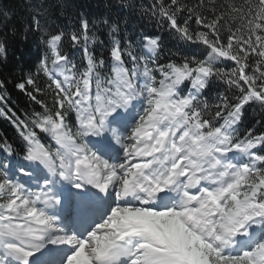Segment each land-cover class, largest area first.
I'll return each instance as SVG.
<instances>
[{"label": "snow or ice", "instance_id": "1", "mask_svg": "<svg viewBox=\"0 0 264 264\" xmlns=\"http://www.w3.org/2000/svg\"><path fill=\"white\" fill-rule=\"evenodd\" d=\"M72 7L0 27V264H264V0Z\"/></svg>", "mask_w": 264, "mask_h": 264}, {"label": "trees", "instance_id": "2", "mask_svg": "<svg viewBox=\"0 0 264 264\" xmlns=\"http://www.w3.org/2000/svg\"><path fill=\"white\" fill-rule=\"evenodd\" d=\"M28 0H0V13L4 10H11V15L7 21L3 15H0V27L3 26L5 22L10 25H15L17 29L16 35L12 38L13 47L12 52L15 53V56L12 57L13 62H15V58H21L25 63L21 65V67L25 68V71H28L31 65L36 60V53L38 51L39 41L35 35L28 34V38L25 39V25L24 21L26 19V12L20 8L21 4L27 3ZM69 3L73 5L71 9L68 10L65 16H56L54 17V25H59L61 27H75L78 21L79 14L83 12L90 20L99 19L105 15L112 16H127V9H120L119 5L121 0H68ZM137 3L140 0H136ZM147 2V0H145ZM105 5L109 7L106 8ZM133 19L136 21L137 26H145L147 30H154L152 27V23L148 21H139L136 20L135 17ZM99 31L97 35L107 40V30L103 25H98ZM11 38V33H9ZM178 45L177 41L169 40L168 47L173 50L176 49ZM43 49V45H39V50ZM94 50H97L95 46H93ZM97 51H103V49H98ZM192 53H195V49L190 50ZM21 53H24V56L21 57ZM77 56H80L81 53L77 52ZM250 119L247 121L245 127L251 125L254 122L255 113H249ZM2 131V129H0Z\"/></svg>", "mask_w": 264, "mask_h": 264}]
</instances>
